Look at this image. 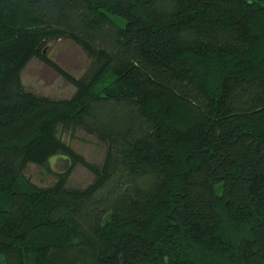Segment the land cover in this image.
I'll use <instances>...</instances> for the list:
<instances>
[{
    "label": "trees",
    "instance_id": "1",
    "mask_svg": "<svg viewBox=\"0 0 264 264\" xmlns=\"http://www.w3.org/2000/svg\"><path fill=\"white\" fill-rule=\"evenodd\" d=\"M58 40L79 79L43 52ZM35 57L71 98L26 90ZM0 264H264V0H0Z\"/></svg>",
    "mask_w": 264,
    "mask_h": 264
},
{
    "label": "rangeland",
    "instance_id": "2",
    "mask_svg": "<svg viewBox=\"0 0 264 264\" xmlns=\"http://www.w3.org/2000/svg\"><path fill=\"white\" fill-rule=\"evenodd\" d=\"M46 56L63 71L75 79L82 77L90 65V61L82 48L70 40H58L43 49ZM22 83L27 91L36 95L53 99H69L76 88L65 77L46 65L40 58L32 59L21 75ZM60 136L77 153L95 165H101L105 156V146L82 130L62 132ZM51 168L56 172L66 171L69 164L60 157L50 160ZM27 178L38 187L54 184L56 178L44 169L29 165L25 171ZM94 176L81 166H77L69 179V187L86 188L92 183Z\"/></svg>",
    "mask_w": 264,
    "mask_h": 264
}]
</instances>
